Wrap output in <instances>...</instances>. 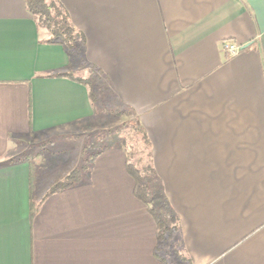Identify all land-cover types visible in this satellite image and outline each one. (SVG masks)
Wrapping results in <instances>:
<instances>
[{"label": "crops", "instance_id": "1", "mask_svg": "<svg viewBox=\"0 0 264 264\" xmlns=\"http://www.w3.org/2000/svg\"><path fill=\"white\" fill-rule=\"evenodd\" d=\"M58 1L79 49L41 42L24 0H0V264H264V0ZM90 69L149 140L151 201L111 142L30 219L13 155L94 117L87 87L53 76ZM149 208L177 226L170 263Z\"/></svg>", "mask_w": 264, "mask_h": 264}, {"label": "rangeland", "instance_id": "2", "mask_svg": "<svg viewBox=\"0 0 264 264\" xmlns=\"http://www.w3.org/2000/svg\"><path fill=\"white\" fill-rule=\"evenodd\" d=\"M97 82L102 84L103 81L101 79ZM96 92V112L89 122L77 125L71 133L51 138L25 139L20 143L19 151L13 155L16 160L30 159L38 167L40 183L44 185L39 189L40 194L51 186L53 174H62L59 172L63 171L64 175L71 169L80 167L90 154L108 143L115 142L122 146L133 160L146 158L145 152L141 154L145 147L142 132L132 113L116 101L107 86L103 85ZM117 108L120 112H117ZM142 163L145 161L142 160ZM163 211L162 214L157 210L155 212L160 218L166 219L170 232L165 235L159 254L170 263L171 254L178 253L177 258L180 255L175 241L177 226L167 210Z\"/></svg>", "mask_w": 264, "mask_h": 264}, {"label": "trees", "instance_id": "3", "mask_svg": "<svg viewBox=\"0 0 264 264\" xmlns=\"http://www.w3.org/2000/svg\"><path fill=\"white\" fill-rule=\"evenodd\" d=\"M24 4L26 11L34 20L37 29L45 36L41 42L46 44H59L69 50L79 49L85 44L83 35L72 25L67 12L58 0H24ZM53 76L70 78L75 82L81 83L87 87L89 100L96 112L95 105L98 99L96 91L103 85L107 86L101 72L90 69L87 71L85 76L80 72L74 71L55 74ZM101 79L103 81L102 84L97 82ZM117 112H120L119 108H117ZM142 138L145 147L141 154L145 152L146 158L133 160V157L127 153L126 171L128 175L134 180L135 198L144 205L148 206L151 201V189L146 179L153 176L154 170L151 162V146L149 140L143 132ZM100 150L90 154L85 163L80 167L71 169L62 177L53 181L47 193L40 200L35 195L36 182L38 179L37 167L32 162V160L28 159L27 163L29 165L30 189L29 218H33L38 213L40 204L45 197L53 193L69 189L80 182L88 172L87 164L91 159L99 154ZM142 160H144L145 163H142ZM149 213L155 220L157 226V240L158 242H163L165 240V235L170 232V228L166 226V219L160 218L152 208H149Z\"/></svg>", "mask_w": 264, "mask_h": 264}, {"label": "built area", "instance_id": "4", "mask_svg": "<svg viewBox=\"0 0 264 264\" xmlns=\"http://www.w3.org/2000/svg\"><path fill=\"white\" fill-rule=\"evenodd\" d=\"M222 47L229 57L237 55L241 50V47L239 45L231 41L224 42Z\"/></svg>", "mask_w": 264, "mask_h": 264}]
</instances>
